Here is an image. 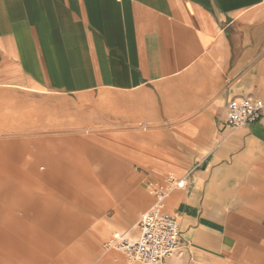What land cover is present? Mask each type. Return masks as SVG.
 I'll use <instances>...</instances> for the list:
<instances>
[{
	"label": "crops",
	"instance_id": "1",
	"mask_svg": "<svg viewBox=\"0 0 264 264\" xmlns=\"http://www.w3.org/2000/svg\"><path fill=\"white\" fill-rule=\"evenodd\" d=\"M244 97L264 100V0H0V184H91L89 207L43 204L50 231L94 222L46 263L130 264L104 244L137 238L174 174L190 246L165 264H264V217L230 206L264 149V118L226 126ZM21 231L0 229V264L41 259Z\"/></svg>",
	"mask_w": 264,
	"mask_h": 264
},
{
	"label": "rangeland",
	"instance_id": "2",
	"mask_svg": "<svg viewBox=\"0 0 264 264\" xmlns=\"http://www.w3.org/2000/svg\"><path fill=\"white\" fill-rule=\"evenodd\" d=\"M229 186L236 191V197L230 200L231 207L243 208L264 217V198L260 199L257 194L259 189L264 187V149L258 150L253 166L236 178V182L231 183ZM88 196H91V184H72L62 187L51 183L0 184V229L15 228L24 230L16 233L19 237H23L22 240L20 238L19 242L32 245V249L38 251L41 255V259L33 264H51L46 263V256H59L66 254L68 251L75 252L77 250L71 246L61 247V241L74 243L77 240L86 238L83 236L93 232L94 222L88 224L83 233L79 235L69 234L66 236L68 230L67 232L66 230L63 232L50 231L48 229L51 226H46L41 221L42 213H45L43 204L53 201L58 206L67 207L71 210L82 209L89 207L91 203ZM56 227H59V225ZM68 228L72 229V227ZM30 235H35L36 240L33 238L28 239L27 236ZM0 250H3L1 246ZM9 258L11 257L5 256L3 260L6 261ZM31 259L35 260L34 257H21L18 259L16 257L14 261L17 262L14 264H32L30 263Z\"/></svg>",
	"mask_w": 264,
	"mask_h": 264
},
{
	"label": "built area",
	"instance_id": "3",
	"mask_svg": "<svg viewBox=\"0 0 264 264\" xmlns=\"http://www.w3.org/2000/svg\"><path fill=\"white\" fill-rule=\"evenodd\" d=\"M264 118V100L254 97L235 98L228 105L226 125L245 127ZM188 186L187 177L170 175L163 185L152 187L156 196L154 205L145 212L138 223L139 236L131 238L126 233H115L104 244L106 251L123 253L130 264H165L179 255L190 243L183 241V233L176 216L165 211L168 195L175 189Z\"/></svg>",
	"mask_w": 264,
	"mask_h": 264
}]
</instances>
